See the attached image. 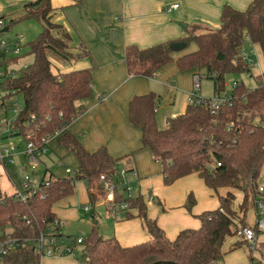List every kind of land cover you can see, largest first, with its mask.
<instances>
[{
	"label": "trees",
	"instance_id": "trees-1",
	"mask_svg": "<svg viewBox=\"0 0 264 264\" xmlns=\"http://www.w3.org/2000/svg\"><path fill=\"white\" fill-rule=\"evenodd\" d=\"M51 11V0H32L23 5L19 20L37 19L42 27L27 43L33 62L22 68L16 78L0 83L3 89L15 90L24 98L23 110L14 124L18 131L14 133L22 134L25 141L29 136L39 141L64 130L85 111L80 101L93 93L91 68L53 72L50 53L59 55L64 62L81 58L88 52L71 51L72 39L66 32L59 33L61 26L51 21ZM186 31L188 35L179 40L147 47L128 45L125 52L128 73L154 77L165 65L176 63L180 71L194 68L204 71L213 80L215 93L223 91L228 75L242 72L252 75V67L242 54L247 39L259 44L264 56V0H252L245 10L224 5L219 28L191 26ZM178 42H185L187 46L194 43L196 47L175 58L172 46ZM0 56H3L0 63L17 60L4 53ZM255 80L253 88L236 81L232 105L226 103L216 111L209 103L214 95L202 96L207 102L201 104L189 101L182 113L167 118L165 128L159 127L154 111L159 95L150 92L131 99L129 120L142 132V148L148 149L162 164L167 184L196 173L217 194L221 188L230 190L218 194V208L199 215L198 228L184 229L173 240L166 236L157 220L148 216L141 194L127 196L118 191L117 200L129 203L126 216L131 217L130 210L136 209L150 240L125 246L115 237H104L94 225L78 245L82 249L78 256L81 264H211L226 254L222 246L227 237L239 236L235 247L246 242L240 240L239 229L247 224L248 210L256 208L258 187L264 178V71ZM58 143L76 156V176L60 178L45 170L40 183L27 189L30 194L25 202L16 199L15 193L8 195L0 188V234L10 229L12 237L23 240L33 239L49 228L55 233L58 227L54 223L59 218L54 205L73 195L78 180L86 183L90 204L105 198L100 177L115 175L119 159L105 146L93 152L87 150L69 131L59 136ZM233 189L243 193L238 210ZM194 203V196L190 194L186 207L191 209ZM250 226L260 231L256 225ZM32 243L9 250L1 264H38L41 257Z\"/></svg>",
	"mask_w": 264,
	"mask_h": 264
},
{
	"label": "crops",
	"instance_id": "crops-1",
	"mask_svg": "<svg viewBox=\"0 0 264 264\" xmlns=\"http://www.w3.org/2000/svg\"><path fill=\"white\" fill-rule=\"evenodd\" d=\"M30 1L32 0H23L22 5ZM251 1L51 0V21L61 26L59 33L69 34L72 39L71 51L74 54L82 52V49L83 52H88L81 58L58 61L55 71L53 65L52 70L57 73L91 68L93 93L91 97L80 101L85 111L74 118L64 130L48 139L49 151L42 157V163L37 171L42 172L43 176L44 171L48 170L56 177L64 178L68 176L67 169L76 170L78 166L76 156L58 143L59 136L69 131L91 152L105 146L114 158L119 159L118 170L133 168L134 175L131 181L136 192L132 196L138 194L143 196L148 216L157 220L159 227L170 240L175 239L184 229L198 228L201 223L199 215L219 207V198L214 195L216 192L196 173L179 178L171 184L165 182L162 164L154 159L148 149L142 148V132L129 120V103L135 95L150 92L159 95V102L169 97L167 104L173 106L164 112L163 117L167 124L168 117L185 110L190 101L194 75L201 71L197 68L180 71L176 63H170L154 77L130 75L127 71L125 52L127 46L132 44L147 47L165 41L179 40L188 35L187 27L217 29L220 27V15L224 5L245 10ZM0 3L3 4L1 0ZM175 4H178V7L169 10ZM250 45H252L250 51L246 49L244 51L250 57L253 53H257L259 58L261 56L260 64L264 71V56L260 45L253 42ZM190 47L195 49L196 46L192 43ZM182 54L183 52L175 51L174 57ZM254 62L256 65L255 60ZM177 101L184 103L183 108L174 110ZM159 111L158 108L156 113ZM15 155L20 156L18 162L22 165L23 171H30L24 150L16 152ZM12 157L4 164H0V179L4 171L8 174L7 171L14 168L13 165H9L13 163ZM8 177H11L10 174ZM22 180L10 178V190H3L1 182L0 188L8 195L14 194ZM79 181L75 182L73 195L54 205L57 217L67 222L65 232L71 235L75 234L67 231L70 220L79 218L81 207L84 209L89 203L86 184L82 185ZM32 183L38 185L37 182ZM81 192L83 197L78 198L77 194L79 196ZM190 194H193L195 203L188 209L185 205ZM63 200L66 201L61 204ZM131 214V217H127L126 214L114 217L113 231L110 234L125 246L150 240L151 237L142 219L137 216V210ZM256 218L255 210V223ZM94 225H97V222L93 227ZM38 264H78V261L72 256L42 257Z\"/></svg>",
	"mask_w": 264,
	"mask_h": 264
},
{
	"label": "rangeland",
	"instance_id": "rangeland-1",
	"mask_svg": "<svg viewBox=\"0 0 264 264\" xmlns=\"http://www.w3.org/2000/svg\"><path fill=\"white\" fill-rule=\"evenodd\" d=\"M1 1L3 4L0 3V16L3 15L5 16V18L0 19L4 22L2 24V28H0V31L8 26L10 27L8 31L0 33V41L3 40L9 42L18 34H22L24 37V42L22 45L21 52L16 56L17 60L9 63H0V73L4 76L9 72H11L12 70H20L25 65H29L33 62V55L30 54V50L27 43L33 40L38 35L42 27H41V23L37 19L31 18V19L19 20L20 16L22 15L23 0H1ZM25 1H29V0H25ZM11 20H15L14 23H11ZM250 44L251 41L249 39L246 40L244 44V48L247 51L248 50L250 51L251 49L252 45ZM192 50L194 49H192V47H190L189 45L179 52H183V54H185L191 52ZM49 56L53 63V70L55 71L56 69L55 65L57 64V62L58 61L63 62V60H61V57H59V55H55L53 53H50ZM252 57L256 61L255 66L254 64L251 65L252 75H250V73L248 72L232 74L227 76V81L228 82L230 80H233L234 82L243 81L246 87L249 88L255 87L256 86L255 76L263 72V69H261V64H260V60H262L261 56L259 58L257 53H253ZM200 74L202 75L201 78L202 95L205 97H211L214 93L213 80L207 78L204 75V71L202 70ZM0 93L5 94V89H3L1 85H0ZM9 98L12 102H16V103H23L24 101V98L21 94H14L11 95ZM167 101L169 102V97L163 99L162 102L158 101L157 103L160 111L159 113L156 114V118L158 120L160 128H165L167 125L165 117H163L164 112L166 111L167 108L170 109L173 106V105L169 106V104H167ZM181 102L177 101L174 110L183 108L182 106L184 103ZM1 118L4 121L3 123L5 124L4 131L3 133L0 134L1 144L8 145L10 143H14L15 145H17V152L24 150L26 143L24 141L23 135L19 133L16 134L14 133L17 130L14 125L16 120L15 114L12 111H9L6 114H3ZM7 121L8 123H6ZM19 157H20L19 155H15L12 157L13 163L9 165H13L14 168L13 169L11 168L10 170L7 171L8 174H10L11 176L10 178L12 180H17L18 178L23 179L25 176L30 175L31 180L39 184L40 179L42 177V172L35 171L33 173L31 172V170L24 172L22 165L20 164V162H18ZM8 174L4 171V174H2L0 179L2 189L7 191L10 190L9 187L10 178L8 177ZM80 182L82 185L86 184L83 180H80L79 183ZM133 187L135 186L133 185ZM228 190H230V188H221L218 194H225ZM233 191L236 194L235 208L238 210V204L242 200L243 193L240 190L233 189ZM135 192L136 191L133 190L132 195H135ZM218 194L214 193L216 197L218 196ZM77 197L82 198L83 192H81L79 196L77 194ZM65 201L66 200L61 201V204H63V202ZM78 202H80V200H78ZM87 205H89L90 211H84L83 207H81L82 210L80 211L79 218L70 220V227L69 229H67V231L75 234L78 237L82 236L83 238H87L88 234L91 231V228L93 227V224L97 222L100 233L106 237L107 236L111 237L112 235L110 234H112L115 220H114V216L107 215V209H108L107 203L104 200H99L95 205L90 203H88ZM255 210L256 208L254 206L248 210L247 224L241 225V227L253 225L255 223ZM131 212H136V209H131ZM256 237H257L256 245L254 248H252L251 245H249V243L244 242L242 237H240V240L243 241V244L239 247H235V243L237 242L239 237L237 235L227 237L222 246V249L226 251V254L222 259L218 261L219 264H264V230H260L256 232ZM76 251L78 256H81L82 254L81 247H77Z\"/></svg>",
	"mask_w": 264,
	"mask_h": 264
},
{
	"label": "built area",
	"instance_id": "built-area-1",
	"mask_svg": "<svg viewBox=\"0 0 264 264\" xmlns=\"http://www.w3.org/2000/svg\"><path fill=\"white\" fill-rule=\"evenodd\" d=\"M178 4H175L169 8H177ZM4 22L0 20V28ZM24 42V37L22 34L16 35L11 41H0V55L5 54L6 57L17 56L22 49ZM243 58L250 65L254 64V59L250 57L245 51L242 52ZM10 55V56H7ZM3 59V56H0V60ZM25 65L22 68L27 67ZM21 70V69H20ZM20 70H12L6 75L0 73V83L4 82L7 79H14L18 76ZM201 78L200 73H196L193 78V89L190 93L189 100L201 104L207 102L201 95ZM234 81H227L226 88L214 94V96L209 100L211 107L216 111L221 105L229 103L232 105L234 101V96H232V90L235 87ZM10 93L11 95L17 94L15 90H5V94L0 93V134L4 131L5 124L1 116L6 114L9 111H12L17 117L23 110V103H16L10 100V96L6 95ZM158 105L155 106L154 111L157 112ZM8 123V121L6 122ZM49 134L41 140H33L31 136L25 141L24 154L26 156L27 166L32 171H37L42 163V157L48 153V139L56 135ZM17 152V145L10 143L8 145H2L0 142V164H4L5 161L10 160V158L15 155ZM67 174L69 176L75 177L76 171L72 169H67ZM134 175V170H126L123 168L118 170L113 176H106L102 174L100 180L103 182V190L105 192V198L102 199L107 203V215L117 217L121 214H125L129 210V203L127 201H118L117 195L118 191H121L127 196H132L133 192V182L131 177ZM262 177H264V169L262 172ZM48 185L49 182L46 181ZM32 183L30 175H27L20 182L19 189L15 192V197L21 202H25L30 193H27V189L31 187H36ZM258 198L255 200L257 218L255 225L257 228L264 230V183L262 182L259 187ZM85 211H89V205L84 207ZM54 225L58 227V230L55 233H51L52 228H49L46 232H41L37 237L30 239H19L11 236L10 229H7L6 232L0 234V264L3 261V257L13 248H19L25 246L29 243L33 244V249L39 253L40 257H58V256H72L75 257L78 261V264H81L78 260L77 247L83 242V237L67 234L65 229L67 227V222L63 219H58L55 221ZM239 234L244 238V240L251 245L252 248L256 245V231L253 226H243L239 229ZM211 264H219L218 260L212 261Z\"/></svg>",
	"mask_w": 264,
	"mask_h": 264
},
{
	"label": "water",
	"instance_id": "water-1",
	"mask_svg": "<svg viewBox=\"0 0 264 264\" xmlns=\"http://www.w3.org/2000/svg\"><path fill=\"white\" fill-rule=\"evenodd\" d=\"M6 31H8L7 27L2 29L0 32L2 33V32H6ZM172 47H173L174 51L178 52V51H181L182 49L186 48L187 44L185 42H178V43L173 44Z\"/></svg>",
	"mask_w": 264,
	"mask_h": 264
}]
</instances>
